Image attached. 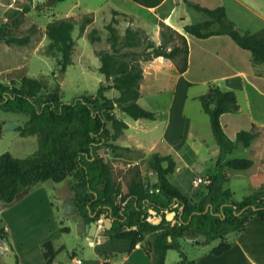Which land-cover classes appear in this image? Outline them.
I'll return each instance as SVG.
<instances>
[{
	"label": "trees",
	"instance_id": "16d2710c",
	"mask_svg": "<svg viewBox=\"0 0 264 264\" xmlns=\"http://www.w3.org/2000/svg\"><path fill=\"white\" fill-rule=\"evenodd\" d=\"M135 1L152 7L163 0ZM186 2L190 9L207 18L186 24L185 31L199 38L228 34L240 47L251 52L254 65H264V27L257 31L240 27L222 5L210 8L190 0ZM82 17L80 32H84L93 20L90 14ZM116 23L114 16L106 24L111 47L98 51V56L101 61L99 69L107 79L101 81L94 94H81L66 101L58 90L42 93L45 83L36 77L25 76L19 83L12 84L0 80V109L27 115L24 126L18 127L21 134H37L40 140L37 151L24 157L15 156L10 151L0 153V202L11 204L27 186L48 179L59 182L73 175V201L84 220L88 222L98 218L101 212H108L113 225L106 229V234L111 238L129 239L132 247L151 235L144 243V249L151 256L152 264H165L170 249L179 251L183 264H195L181 247L180 239L186 236L195 238L203 234L206 243L221 239L211 250L221 254L231 247V243L224 240L227 233L242 230L253 215L264 218V190L234 200L233 191L225 186L229 182L228 170H245L254 164L250 157L228 155L238 144L250 146L259 131L241 129L234 140L226 134L221 115L238 111L240 103L234 90H225L212 83L199 100L209 116L220 151L205 194L198 200L184 194L170 179L176 169L175 158L159 151L151 153L157 190L149 191L136 178L122 188L116 183L109 162L100 153L102 147L112 151L123 148L115 141L128 124L117 115V111L122 110L133 118H155L154 111L137 101L144 75L142 61L164 56L184 72L188 67L189 43L185 34L161 20V43L148 40L139 51L143 44L139 30L128 25L121 40ZM75 25L73 17H62L46 25L50 49L61 52L58 59L61 72L72 63ZM96 32V29L90 32L92 41L99 40ZM0 40L24 45L29 42V36H9L0 29ZM122 48L127 50L121 51ZM111 88L119 90V96L108 97L106 91ZM173 206L178 218L175 223L166 217V210ZM149 208L161 216L160 222L148 219ZM126 223L132 228L125 229ZM0 235H6L1 227ZM201 241L197 239V242ZM43 249L47 264H52L61 248L56 249L51 241H47Z\"/></svg>",
	"mask_w": 264,
	"mask_h": 264
},
{
	"label": "crops",
	"instance_id": "0c3cea01",
	"mask_svg": "<svg viewBox=\"0 0 264 264\" xmlns=\"http://www.w3.org/2000/svg\"><path fill=\"white\" fill-rule=\"evenodd\" d=\"M190 1L210 8L224 6L227 15L242 28L257 31L264 27V0ZM166 2H170L171 5L166 14L162 15L161 10ZM83 5V1L78 0L69 15V17L73 16L77 11L78 15L90 14L93 17L92 22L86 26L83 37H86V34L93 29L98 30L100 35L104 36L106 33L104 25L109 23L114 16L116 17L119 12L128 16L126 26L131 25L139 30L143 40L161 43V20L187 37L189 43L188 67L184 72H180L175 62L164 56L142 61L144 75L140 86L141 93L137 101L148 110L154 111L155 118L140 117L130 121L124 116L126 112L118 110L117 115L128 126L123 129L115 142L120 146L134 147L145 153L159 151L161 154H172L176 160V169L172 174L176 175L177 183L172 180V174L170 175L171 181L190 198L200 199L206 192L207 184L204 183L205 187L200 191H197L194 183L192 186L187 185L181 177L182 168L176 158V155L179 156L183 161V166H186L188 161L182 150L188 146L191 149V154L197 159L200 154L194 146H201L204 148V159L214 158L212 166L202 177H208L215 168L220 149L213 152L206 149V146H209L207 138L202 135L201 130L194 123L197 118L194 116L199 115V106L196 101L200 103L199 96L205 93L212 83L225 90H234L237 93L240 109L236 112L223 113L221 122L226 134L233 140L241 129L252 130L258 126L262 127V132L250 146L246 147L248 151H251L255 143L264 140V120H262L264 119V105L261 109L257 104L258 99L264 101V65H254L251 61V52L240 47L228 34H214L206 38H199L185 31L186 24L207 18L203 13L190 9L186 0H163L152 7L142 5L135 0H104L96 3L93 7H83ZM241 51L247 53L249 69L240 67L237 54ZM159 58L166 60V65L159 64ZM97 65L100 67L101 61ZM149 65H159L154 67L152 88L156 89L158 85L165 90L173 88L172 94L167 100L154 95L147 101L151 105L139 101L144 96L148 97L152 92L151 88L145 94L143 89V80L148 77L146 66ZM213 68L219 73L209 76V71ZM101 75L96 77L98 85L103 81ZM195 87H200L199 93L190 94L189 90ZM180 88L183 92L179 93ZM119 94L120 91L115 88L106 91V95L112 98ZM202 122L205 124V118ZM210 131H212V127ZM240 145L238 144V146ZM237 147L228 157H243L239 151L235 152ZM260 152L250 154L253 156L250 158L254 160V164L245 169L250 171L249 174L254 172L258 164L264 162V151ZM192 173L191 180L193 182V177L197 173L193 169ZM230 173L228 170L229 180ZM249 177L251 176L249 175ZM34 186H27L23 189L13 203L8 205L2 203L0 227L4 229L6 235L5 237L0 235V264H47L43 249V244L47 241H51L56 249L61 248L52 264H152L151 256L144 249V243L151 238V235H147L144 241H140L132 247L129 239L111 238L106 234V230H99L100 232L97 231L94 236L80 232L85 234V238L79 245H84L87 242L89 252L79 257L74 247L69 248L66 241H59L57 235L49 233V213L42 208L39 198L33 200V196L36 194L33 190ZM225 186L227 187V185ZM72 230L70 227L69 232ZM204 240L197 242L195 238L189 236L180 239L182 250L189 260L195 261V264H264V218L257 215L251 216L242 230L230 231L225 235L224 240L230 242L231 247L221 254L211 251L214 246L220 243L221 239H215L218 240V243L212 245L211 242L214 240L207 243ZM61 250L72 252L69 254L68 262L58 258ZM171 250L173 249L167 252L165 264H171V259L174 257L170 254ZM78 258L83 260L82 263L75 260ZM176 260L177 264H183L180 253Z\"/></svg>",
	"mask_w": 264,
	"mask_h": 264
},
{
	"label": "rangeland",
	"instance_id": "374dc122",
	"mask_svg": "<svg viewBox=\"0 0 264 264\" xmlns=\"http://www.w3.org/2000/svg\"><path fill=\"white\" fill-rule=\"evenodd\" d=\"M35 1L37 0H0V29L5 31L9 36H29V42L24 45L16 43L8 44L4 40H0V80L12 84L13 82L19 83L25 76L36 77L45 83L46 87L41 90L42 93L58 90L60 97L66 101L72 100L77 95L96 93L99 87L96 77L101 75V71L97 65V63L100 62L98 51L110 49L111 47V43L108 41L106 25H104L106 30L104 36H101L98 30L95 33V36H98L99 40L92 41L90 32L86 34V37H83L84 32H80V23L83 15H78V12L74 10L75 13L73 16H70L76 21L75 28L72 32L75 40L72 63L67 67L65 72H61L58 65L61 52L57 49H50V39L46 34V25L49 21L62 17H69L78 0H54L50 5L44 3L40 4L39 7L35 4ZM82 1L84 4L83 7H93L96 3L104 0ZM170 5V2H166L161 10L162 15L166 14ZM27 7H29L28 11H26ZM10 18H12L11 22L9 21ZM115 18L117 22L115 26L118 28L121 40H123L127 27L126 22L129 18L126 14L121 12L116 14ZM146 43L147 40H143V44L139 46L138 50L142 51ZM125 50H127V48H122L121 51ZM237 58L239 59L242 69L250 68L246 52L241 51V53L237 54ZM158 61L159 64L166 65V60L159 58ZM155 66L159 65L146 66L148 77L143 80L145 94L153 87L152 78L154 77ZM218 73L219 71L213 68L209 71L208 75H216ZM102 76L103 74L101 78ZM172 90H165L158 85L156 89L152 88V92L148 97L144 96L139 99V101L151 105L148 104L147 101L152 99L154 95H158L157 97L161 96L164 100H167L171 96ZM199 91L200 87H195L191 88L189 93L195 94L199 93ZM178 92H183L182 88H180ZM109 94L111 95L112 91L109 92ZM196 102L199 106V115L194 116L197 117L194 123L201 130L202 135L207 138L209 146H206V149L213 152L219 149V145L213 131H210L211 125L207 114L203 111L201 104L198 101ZM263 102L264 101H261V99L257 100V104H259L261 109L263 108L262 105H264ZM124 116L130 121L134 120V118L126 113H124ZM203 118H205V124L202 122ZM26 119L27 115L23 113L0 109V126L2 127L0 153L10 151L15 156L24 157L37 151L40 146L39 136L37 134L23 135L18 128L19 126H24ZM8 124H12L14 127H7ZM16 124L18 125L16 126ZM254 130L259 131L260 134L263 128L258 126L255 127ZM194 147L198 149L200 154L197 159L191 154V149H189L188 146L182 150L185 159L188 161L186 166H183V161L176 155L182 168L181 177L189 186L194 185L191 180L193 176L192 169L196 171L197 175L204 176L214 162L213 157L204 159V148L201 146ZM237 151H239L243 157L253 158L250 154L252 155L254 152L261 153L260 151H264V140L255 143L251 151H248L243 145L238 146L235 152L237 153ZM100 153L104 159L109 162L112 168V175L116 183L122 188H125L133 178H136L141 180L149 191L157 190L155 187L157 184V174L151 165L152 152L145 153L134 147L126 148L123 146V148H119L115 151L107 147H102ZM212 156H214V154ZM230 172L231 177L226 185L233 191L234 194L232 198L234 200H241L243 197L253 192L264 190V162L260 165L258 164L252 174H249V170L231 169ZM249 175L251 177H249ZM171 178L177 183L175 174H172ZM74 182L75 178L73 175L59 182L51 179L40 182L34 186L33 190L36 194L33 196V200L39 198L40 205L49 213V233L57 235L59 241H66L68 247H74L77 251V255L82 257L89 252L87 242L84 245H79L81 240L85 238V234L94 236L97 231L100 232L99 229L110 227L113 221L108 216V212H101L98 218L88 221V223L91 221L97 223L96 230L94 232L81 234L79 231V223L83 221L84 218L78 211V206L72 213H66L63 209V201H65L63 199H73L75 194L73 188ZM194 186L198 189L197 191H200L201 188L205 187V184L200 183ZM173 208L174 206L166 210V213H170ZM148 210V217L151 218L150 220L161 217L153 208H149ZM128 225V223L125 224V229H128ZM70 227L73 229L72 232L66 229ZM195 239L202 240L203 238L196 236ZM217 243L218 240H214L211 242V245ZM170 252V254L174 256L171 259V264H177L176 258H179V251L173 249ZM69 254H72V252L61 250L58 258L68 262L70 259Z\"/></svg>",
	"mask_w": 264,
	"mask_h": 264
},
{
	"label": "water",
	"instance_id": "95a60500",
	"mask_svg": "<svg viewBox=\"0 0 264 264\" xmlns=\"http://www.w3.org/2000/svg\"><path fill=\"white\" fill-rule=\"evenodd\" d=\"M52 2H54V0H37L35 1V4H44L46 3L47 5H50ZM10 22L12 21V18H10L9 20ZM107 77H106V74H103L102 76V80H106ZM117 108V107H116ZM18 124H16L17 126ZM7 127H14V125L12 124H8ZM1 130H2V127L0 126V136H1ZM2 208V203L0 202V209ZM77 208V205L74 203L73 199L71 198H67L64 203H63V209L66 213H72L75 209ZM181 209V208H180ZM176 213L177 211L176 210H171L170 213L166 214V217L169 219V220H172V223H175L174 219H175V216H176ZM154 223H158L161 221V217L160 218H157L155 220H152ZM113 225V222L110 224V227ZM96 226H97V223H95L94 221H91L90 223L86 222L85 220L81 221L79 223V231L80 232H94L96 230ZM128 229H131L132 227L130 225H128ZM110 227H107V228H110ZM107 228H103V229H99L100 231H105ZM199 237L205 239V235L203 234H200Z\"/></svg>",
	"mask_w": 264,
	"mask_h": 264
},
{
	"label": "built area",
	"instance_id": "2783aa9c",
	"mask_svg": "<svg viewBox=\"0 0 264 264\" xmlns=\"http://www.w3.org/2000/svg\"><path fill=\"white\" fill-rule=\"evenodd\" d=\"M193 183L195 184V185H198V184H200V183H205V184H208V183H210V177L208 176V177H202V176H198V175H195L194 176V178H193ZM148 219L150 220L151 218L150 217H148ZM113 220V219H112ZM175 221L174 222H176L177 220H178V218L175 216V219H174ZM78 263H82V259H80V258H78V259H75Z\"/></svg>",
	"mask_w": 264,
	"mask_h": 264
}]
</instances>
